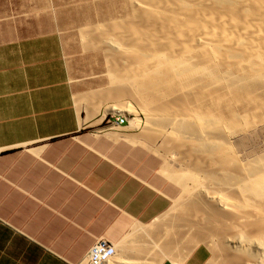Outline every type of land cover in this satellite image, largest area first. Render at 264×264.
<instances>
[{
	"label": "bare ground",
	"instance_id": "6f19581e",
	"mask_svg": "<svg viewBox=\"0 0 264 264\" xmlns=\"http://www.w3.org/2000/svg\"><path fill=\"white\" fill-rule=\"evenodd\" d=\"M133 1L132 20L84 35L105 44L110 71L125 80L113 99L132 97L144 112L138 141L184 165L171 174L190 198L174 203L179 217L154 236L158 261L125 257L114 244L108 264H160L201 243L218 264H264V139L255 134L264 132V0Z\"/></svg>",
	"mask_w": 264,
	"mask_h": 264
},
{
	"label": "crops",
	"instance_id": "0c3cea01",
	"mask_svg": "<svg viewBox=\"0 0 264 264\" xmlns=\"http://www.w3.org/2000/svg\"><path fill=\"white\" fill-rule=\"evenodd\" d=\"M30 2L0 0V264H80L102 238L125 257L156 262L160 229L150 225L178 197L127 164L139 158L127 142H138L109 132L126 126L87 130L63 38L54 22L31 19ZM161 172L181 186L172 169ZM142 241L152 247L146 257L135 250ZM181 249L160 264L211 260L204 243Z\"/></svg>",
	"mask_w": 264,
	"mask_h": 264
},
{
	"label": "rangeland",
	"instance_id": "374dc122",
	"mask_svg": "<svg viewBox=\"0 0 264 264\" xmlns=\"http://www.w3.org/2000/svg\"><path fill=\"white\" fill-rule=\"evenodd\" d=\"M30 1L31 19L33 20L34 17H37L41 20L44 19L48 24L54 22L56 26L55 36L63 38L69 76L77 90L78 105H87L88 108L84 112L80 110V115L84 119L87 130L102 131L111 128L112 124L109 122V119L111 117L110 115L113 114V111L110 110L112 105L117 103H132L130 105H133V109H123L125 110L124 113L129 119H142L141 127L135 129L126 126L123 128V131L110 130L109 132L119 131L121 133L131 134L134 137L133 139L135 142L142 139L144 137L143 130H145L142 127L146 124V116L144 112H142L138 103L132 97L127 96L122 97L123 99H113L112 90L118 83L121 85L125 80L124 78L117 79L114 73L110 71V62L108 61L109 53L104 49L105 44H99V41L97 39L94 40L93 36L84 35V31L101 24H111L115 21L128 22L132 20L135 17L136 12L134 11L136 10L134 1L38 0L37 4L36 0ZM36 5H39L38 10H36ZM35 13H38V15ZM123 87L136 89L138 86L136 84H133L132 86L124 84ZM87 94H96L98 98L93 99L86 97L85 95ZM79 97L80 99H84L80 100ZM91 109H94V112H92ZM255 134H261V137L259 138H261V140L264 139V132L259 131ZM142 144L148 148L144 147ZM127 145L138 151L140 158L135 161L128 159L127 164H129V166L141 174L144 179L155 184L160 189L170 194L173 198L178 197L176 201L181 200L186 203L189 200L190 191L186 190L183 185H181V187L170 181L161 172L165 167H169L170 169L179 172L184 169V165L174 157L175 155L160 152L150 145H146L142 142L140 144V141L136 144L127 142ZM176 214V211H171L170 209L162 219L150 225L152 232L154 231L155 224H157V230H165L166 227H161L160 222L163 221L168 225L171 218L179 217L180 212H178V215ZM145 243H149V239H146ZM151 248L152 247L149 248L148 245L144 244V241H142L135 250L144 253ZM142 256L146 257L145 253ZM216 262V260H212L211 254L209 264H218Z\"/></svg>",
	"mask_w": 264,
	"mask_h": 264
},
{
	"label": "built area",
	"instance_id": "2783aa9c",
	"mask_svg": "<svg viewBox=\"0 0 264 264\" xmlns=\"http://www.w3.org/2000/svg\"><path fill=\"white\" fill-rule=\"evenodd\" d=\"M109 122L112 126L123 127L129 124L128 116L125 113H113ZM117 254L115 245L105 239H99L86 254L80 264H108L109 259H114Z\"/></svg>",
	"mask_w": 264,
	"mask_h": 264
}]
</instances>
